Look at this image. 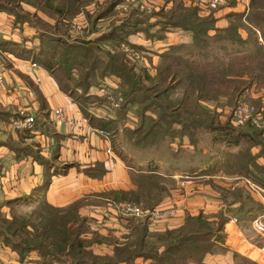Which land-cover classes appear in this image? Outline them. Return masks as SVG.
Here are the masks:
<instances>
[{"label": "rangeland", "instance_id": "obj_1", "mask_svg": "<svg viewBox=\"0 0 264 264\" xmlns=\"http://www.w3.org/2000/svg\"><path fill=\"white\" fill-rule=\"evenodd\" d=\"M43 2H47V0H0V11L15 14L18 19L20 18L18 21L26 22L36 28L38 37L31 50L40 56L43 63L45 61L51 63L59 81L62 84H67V88L72 91L73 99L80 103L87 115L92 114L98 118V122H105L108 125L106 131L111 137L115 151L125 157L130 154L133 156L135 164L143 162L145 164L148 160L151 161L149 162L151 165L146 168L147 172L151 174L155 172L156 164L161 160L163 166L165 163V167L168 169H186L191 161V165L197 168V174L213 173L216 170L226 175L241 176V167L238 166L241 163V157L247 158V149L253 144H262L263 146L264 135L259 138L248 135V138H244L245 141L242 140V144L241 140L238 144H228L229 134L228 137L221 138V134L216 129L211 130V128L202 126L210 123L213 128L226 126L237 129L247 124L256 127L257 124H259L258 127L264 125V109L261 113L260 105L247 99L250 97L249 94L245 93L241 97L239 62H233L228 66V63L223 64L216 59L220 55V46H227L230 42V46L240 47L236 40L237 36H232L230 30H221L211 20L213 11L221 9L219 7H222L226 0L216 9L209 7L208 0L204 3V7H188V5L178 3L166 6V4L158 3L157 0H81L80 5L78 2L76 4L78 7L76 12L86 18V26L82 27L83 29L72 28V18L77 14L73 16L67 14L58 28H55L56 15L52 14V11L42 9ZM73 3L74 0L52 1L53 5H60L68 12L75 13L74 7L70 6ZM247 3L244 8L239 6L236 9L240 10L242 14L239 16L238 26L259 29L264 41V0H247ZM165 6L167 9L163 10ZM197 12H202L201 16L203 17H197ZM206 20H211V22L208 23ZM80 24L84 25L83 22ZM239 27L233 21L229 22L226 28L237 29ZM175 31L178 32L175 33ZM174 34H177L179 42L171 46L167 44L166 50H164V43H170L168 39L174 37ZM67 44H79L76 46L84 49L85 54L84 50L78 51V54L76 52L65 53ZM63 53L68 57L65 58ZM210 59H214V61L210 62ZM256 70L263 69L256 68ZM123 72L130 74L136 83L132 98L128 97L130 102H126L124 93L130 92L131 83L120 76ZM173 72H178L181 79L176 78ZM159 76H161L160 80ZM107 79H111V81ZM261 84L257 86L264 87V83ZM192 88L195 91L192 92L190 90ZM102 89L110 91V99L106 97ZM186 90L188 91L186 92ZM234 90H236L234 94L226 96L221 94ZM190 93L196 95L199 105L209 111L214 118L199 113L196 119L199 126L195 130L185 133L181 128L182 124L175 119L179 114V118L182 117L189 122L191 115L184 118L182 113L175 112L176 110L172 111L170 107L173 104L181 105L182 109L189 108L187 104L192 107V99L181 100L182 96ZM216 94L217 96L213 99L209 98ZM117 97L121 99L119 104L111 105L115 104L111 99ZM123 110L125 112H120ZM165 111L174 113L175 119L166 120L165 117H162ZM241 113L243 118L242 122H239ZM60 117L62 118V114ZM152 121L165 123L166 127L158 134L156 144L141 146L137 142V138L142 136L149 125L153 123ZM191 124L193 127V122ZM141 126L144 127V130L136 132ZM172 128L175 131L172 132ZM256 130L261 134L264 129L257 128ZM176 131H178L177 136L185 133L191 136L193 141L195 138L196 147L193 149L183 148L180 143H177L178 146L170 145V141H175L177 137L175 136ZM250 134L252 135V133ZM258 168L259 177L255 176L251 182H255L254 184L257 185L264 198V185L262 184L264 183V165ZM184 171L193 172L195 169L189 168ZM177 177L176 181L178 182L181 176ZM198 180L199 183L203 182L202 179ZM231 182L234 183V181ZM192 183L191 180L190 184ZM236 186L232 187L233 189L230 188L225 196L227 199L230 198L231 202H238L239 205L228 207L220 214L224 220L221 234L218 231L219 219L213 222V229L208 230L207 233L203 231L206 233V239L202 243L211 245L213 241H218L217 244L223 250H220L221 252L210 251V248L206 253L202 251L199 264H205L203 258L209 253L225 254L223 260H216L213 264L262 263L260 257L264 255L249 246L247 241L254 245L263 243V238L253 229V221L256 218L264 220V204L259 202L256 204L252 196L247 195L248 193L244 189L242 191L246 194L242 196L241 188H238L239 185ZM24 200L25 198L20 200L19 208L7 213L8 217L0 216V241L3 235L8 232L5 231L6 225L14 217H21L22 220H25L32 213L34 216L38 214V218L44 217L42 220L45 218L51 220L69 218L67 212L65 214L59 212L58 215L56 211L40 205L30 210L27 205L25 206L28 200H26L27 203H24ZM243 200L245 207L241 212ZM204 216L208 218L207 215L204 214ZM233 216L237 219L236 223H230L231 225L227 226V231L225 224ZM235 226L236 231L233 232ZM73 228L75 227L73 226ZM228 228L233 232H230V239L235 241L233 236L235 237L238 251H228L224 242H221L224 241L226 233H229ZM59 232L61 233V231ZM7 234H11V230ZM21 237L24 239V232L16 236V240ZM94 237L97 238L95 233L91 234L89 238L94 240ZM241 237L247 240L243 243V252L248 254L249 249H252L251 257L253 259L242 253L241 241H239ZM98 240L101 239L97 238ZM39 241H43V239L41 238ZM22 243L25 242L22 241ZM149 243H153L156 248L150 250L151 252H158L163 248L162 244L156 243L155 240H149ZM229 247L231 246L229 245ZM232 247L236 249L235 246ZM40 249L42 253H45L46 246L42 245ZM39 252L23 251L22 254L18 252V255L23 259L22 264H40L41 261H45V264H81L72 257L66 258V261H64V257L60 260H57L59 258L53 260L55 257L41 256V252ZM32 254L35 256V260L31 261ZM63 254L62 251L57 252V255ZM153 262L151 260V264H154Z\"/></svg>", "mask_w": 264, "mask_h": 264}, {"label": "crops", "instance_id": "obj_2", "mask_svg": "<svg viewBox=\"0 0 264 264\" xmlns=\"http://www.w3.org/2000/svg\"><path fill=\"white\" fill-rule=\"evenodd\" d=\"M157 2L166 6L178 3L188 7H204L206 0ZM245 4H248L247 0H226V3L219 7L221 9L213 11L211 20L221 30H229L226 28L229 22L238 23L239 16L242 15L241 11L236 9L239 6L244 8ZM166 6L163 10L167 9ZM202 14L197 12V17H203ZM81 22L84 25H81ZM84 26L86 18L82 14L72 18V28L83 29ZM36 32L35 27L18 21L12 14L0 11V73L3 76L0 85V211L3 216L8 217L7 213L19 208L18 205L22 201L19 199L22 197H29L28 203L26 200L24 203H27L25 206L30 210L37 207L41 200L59 209L78 203L79 214L88 218L87 223L92 231L85 236L89 238L96 232L102 238L91 243L88 248L94 254L112 255L115 247H121L133 239L131 220L145 223L150 235L146 239L154 240L151 235L180 227L187 215L195 216L201 212L213 222L220 218L218 216L228 207L239 205L225 196L227 191L236 185L241 188L242 196L250 193L256 204H264L259 188L255 182H251L259 175L258 167L264 165L262 144L248 147L247 158L241 157V166L238 164L241 167V176L226 175L216 170L213 173L197 174V168L191 165V161L186 169L194 168L193 172H186L184 168L168 169L165 163L163 166L161 160L158 164L155 162V172L149 174L146 168L151 165V161L135 164L130 154L125 157L115 151L107 129L100 127L98 118L90 114L89 116L96 119L90 120L78 103L63 91L57 77L29 54L38 37ZM236 32L240 47L230 46V42L227 46H220V55L216 59L223 64L228 63V66L239 62L241 97L245 93L249 94L247 99L257 102L262 113L264 87L257 85L264 83V76L256 70L264 64L262 34L259 29L244 26L237 28ZM168 42L170 43H164V50L167 44L171 46L179 42L177 34L170 37ZM213 61L214 59H210V62ZM188 96L191 99L196 98L192 93ZM57 108L63 109L60 122L55 114ZM29 116L33 117V122L26 124V118ZM258 125H242L241 130L259 138L264 135V130L259 134L256 129H264V125ZM242 140L245 139L241 138V144ZM175 141H170V145L180 143L183 148L196 147L195 138L193 141L191 136L185 133L177 136ZM144 173L149 177L142 176ZM177 176L191 177L193 183L181 187L176 181ZM149 178L158 185V189L155 187L156 190H153L158 192L155 207L173 208V217L153 223L124 212L125 205L136 203L123 199V195L149 192L151 183L146 182ZM198 179L203 182L199 183ZM41 185L45 188L36 194ZM243 189L247 192L244 193ZM16 199L18 201L10 202ZM242 204L241 202V212L244 210ZM261 220L264 224V220ZM230 234L226 233L223 242L228 251H238L236 239L233 237L235 241L231 240ZM247 242L255 248L252 242ZM243 243L244 240H241V247L244 248ZM224 255L209 253L205 255L203 262L213 264L216 260H223ZM30 260H35V256ZM22 262L18 251L1 240L0 264ZM118 264H151V257L136 256L131 262L122 261ZM260 264H264V260Z\"/></svg>", "mask_w": 264, "mask_h": 264}, {"label": "trees", "instance_id": "obj_3", "mask_svg": "<svg viewBox=\"0 0 264 264\" xmlns=\"http://www.w3.org/2000/svg\"><path fill=\"white\" fill-rule=\"evenodd\" d=\"M52 1L53 0H47V2H43L42 9L47 10V11H52V14L56 15L55 24H54L55 28H58V25L61 22H63V19L65 18L67 14H72V16L74 14H77L76 11L78 7L76 4L78 2L80 5V2H81V0H74V3L70 6L74 7L75 13H71V12H68V10L64 9V7L60 5H53ZM16 16L17 15H15V18L19 20L20 18L18 19V16L17 17ZM206 21H208V23L211 22V20H206ZM236 24L238 27V23ZM232 29H229V30L232 36H237L236 40L238 41L239 37L236 32L237 29L236 28H232ZM76 45H79V44H75V45L67 44L65 48V53L68 54L70 52H76L78 54V51L84 50L81 47L76 46ZM65 53H63V55L65 58H67L68 56ZM83 53L85 54V50L83 51ZM29 54H32L31 57L34 60H37L38 62H40L44 68H46L49 72L53 73L57 77L58 82L61 88L63 89V91L68 93L73 98V94L71 93L72 91L67 88L66 86L67 84H62V82L59 81V78L55 73L54 67L51 66V63L48 61H45V63H43L40 56L37 55V53H35L33 50H30ZM163 57H165V55H163ZM260 69H263V70L259 71V73H261V75L264 76V64H263V67H260ZM173 73L176 78L181 79V76L179 75L178 72H173ZM120 76L124 77L131 83L130 92L124 93L126 102H130L128 97H131L132 92L135 90V87H136L135 80H133V77L128 73L123 72V74H120ZM160 78L161 76H159L158 79L160 80ZM190 90L192 92L195 91V89L193 88ZM187 91L188 90H186V92ZM235 91L236 90L229 92V93L227 92L226 94L225 93H221V94L226 96L228 94H234ZM194 96L196 97V95ZM215 96H217V94L209 98L213 99ZM190 99L191 98L188 95H184L183 98H181V100L183 101L190 100ZM75 101L78 103L80 108L85 112L83 107H81L80 103L77 100ZM191 103L193 104V106L191 107L190 104H187V107L189 108H185V109H182V106L179 104L178 105L173 104V106L170 107V110L172 111L176 110L175 112L179 111L180 113H182L184 118L187 115L189 116L191 115L192 117L191 116L189 117V122L185 119H182V117L179 118V114H177V117H176L173 115L174 113H168L169 111H165L162 117H165L166 120L175 119L176 117L175 121L182 124L181 128L183 131H185V133L189 132L190 130H195V128L199 126L198 122L196 123V119L199 116V113H202L203 115H206V116L208 115L210 116V118H214L213 115L209 113V111H207L204 107H201L199 105L198 100L196 98H192ZM120 112H125V111L123 110ZM87 116L92 121L96 120L93 116H89V115ZM209 120L211 121V119ZM152 122L153 123L149 125V128L146 129V131H144L142 136L137 138V142H139L141 146H145V144L147 145L156 144L157 143L156 138L158 134L160 133V131L161 132L164 131L166 127L165 123H158L157 121H152ZM191 122H193V127H192ZM99 125L100 127H103L105 129H107L108 127V125L105 122H99ZM202 126H205L206 128H211V130L216 129V131H218L219 134H221V138H224V136L228 137L230 135V139L228 138L229 139L228 144H238V142L241 140L240 138L246 139V137L248 136V134H245L241 130V128L233 129V128H228L226 126H219V127L213 128L210 123L203 124ZM143 130H144V127L141 126V128L137 129L136 132L143 131ZM182 130H181V133H182ZM171 131L173 132L175 130L172 128ZM176 133L177 134L175 136L178 135V131H176ZM240 166H241V163H240ZM148 173L150 174V172ZM142 176L149 177L147 173H144V175ZM146 182L151 183L149 192L147 193L145 192L137 193L136 192L134 194L125 193L123 195V199H126L132 203L139 204L143 207H148V208L155 207V205L157 204L155 197L157 198L158 192L157 191L153 192V190H156L155 187H157L158 189V185L155 184V181L151 178H149L148 181ZM262 184L264 185V183ZM44 188L45 186L41 185V187H39L36 190V194L37 192H42ZM247 195L245 196L246 198H247ZM23 198H25V200L29 199V197H22L19 200H22ZM16 201H18V199L12 200L10 202L13 203ZM242 203H243L242 204L243 207H245L244 200L242 201ZM38 205L43 206L46 209L56 211L58 215H59V212L63 214L67 212L66 214L69 215V218L62 219V220L60 219L51 220L49 218H45L44 220H42L44 217L38 218V214L34 216L32 213L29 215L28 218H25V220H22L21 217L19 218L14 217L13 220H11V222L8 225H6V228H5L6 232L7 231L10 232L11 230V234H7L8 233L7 232L5 235H3L1 232V234L3 235L2 241H4L6 244L10 245L12 248L17 250L20 254H22L23 251L24 252L35 251L36 253L40 251L41 253L40 252L39 253L41 254V256L55 257V259L53 260H56L57 258H59L57 260H60V259H63L64 257L65 258L64 261H66L67 260L66 258L72 257V258H75L76 261H78V263H81V264H118L119 262H122V261L131 262V260H133V258H135L136 256L151 257V260L154 261L153 262L154 264H199L201 260L200 253L202 251H205L206 253V251L209 250L210 248H211L210 251L221 252L220 250H223V248H221L217 244L218 241H215V242L213 241L211 245L202 243L203 240L206 239L205 236H206L207 231L214 228L213 226L214 223L211 220L209 221L204 216V214L200 212L199 214L195 216L187 215L185 217L184 223L176 229L167 230L162 234L152 235L156 243L158 242L162 244L163 246L160 253L159 251L158 252L150 251L156 248L155 246H153L154 245L153 243H149V239L148 240L146 239V237L150 236L148 235L146 224L142 222L140 223L134 222L133 220H131V226H132L131 229L133 231L134 237L130 242L123 244L121 247H115L112 255H108V254L107 255H95L88 247L92 243L91 241L97 240V238L98 239H102V238L96 232H93V234L95 233L97 236V238L94 237L95 238L94 240H90V238H87L85 236L86 233L92 232V231H90V227L88 226V223H87L88 218L79 214L78 203L72 204L66 207L65 209L55 208L42 200L40 201ZM0 216L1 217L3 216L1 211H0ZM219 217L220 218L218 219H219L220 227L218 231L221 234L222 225H223L224 220L223 218H221V216ZM73 226L75 228H73ZM59 231H61V233ZM203 231H206V233H204ZM22 232H24V236H25L24 239L21 237L19 240H16V236L21 235ZM12 238H15V239H12ZM41 238L43 239V241H39L41 240ZM22 241L25 243H22ZM42 245L46 246L45 253H42L40 249V246ZM61 251L64 254L57 255V252H61ZM73 254L75 255L73 256ZM40 264H45V261H41Z\"/></svg>", "mask_w": 264, "mask_h": 264}, {"label": "built area", "instance_id": "obj_4", "mask_svg": "<svg viewBox=\"0 0 264 264\" xmlns=\"http://www.w3.org/2000/svg\"><path fill=\"white\" fill-rule=\"evenodd\" d=\"M225 0H208V4L209 7L211 9H216L219 5L224 4ZM3 81V76L0 73V85L2 84ZM102 91H104V89H102ZM106 97H108L110 99L111 97V93L109 90L104 91ZM113 102H115V104H111L113 106H116L119 104L120 102V98H116V99H111ZM242 112V111H241ZM55 114L58 115V122H60L62 120V118L60 117L62 114V108H57L55 109ZM242 113H241V120H239V122H242ZM33 122V117L29 116L26 118V124H31ZM180 179H178V184L181 187H184L188 184L191 183V177L188 176H181L179 177ZM124 212L132 215L133 217H137V218H141V219H146L147 221L156 223L157 221L160 220H166L169 219L171 217L174 216L175 211L173 208L170 207H155V208H143L140 205H136V204H127L124 207ZM230 220L225 224L226 225V230H227V226L231 225L230 223H236V219L234 217H230ZM229 229V228H228ZM253 229L263 238V243L262 245H255L254 250L256 249L257 251L260 252V254L264 255V224L263 221L261 220V218H256V220L253 221ZM231 229H229V233ZM233 232L236 231V227L233 228ZM228 231V230H227ZM231 232V233H233ZM231 235V234H230ZM233 236V235H232ZM234 237V236H233ZM235 238V237H234ZM240 240V239H239ZM241 240H244L245 242V238L241 237ZM240 240V241H241ZM252 246V245H251ZM242 253L247 255L248 257H250L251 259H253L251 257L252 254V249H249L248 254L243 252V247H241ZM261 261L264 260V256L261 255Z\"/></svg>", "mask_w": 264, "mask_h": 264}]
</instances>
